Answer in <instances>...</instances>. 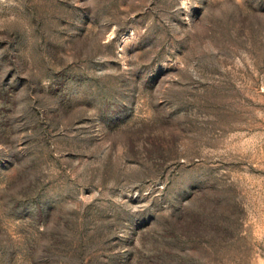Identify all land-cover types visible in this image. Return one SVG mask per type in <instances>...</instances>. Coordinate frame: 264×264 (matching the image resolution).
Wrapping results in <instances>:
<instances>
[{
    "label": "rangeland",
    "instance_id": "374dc122",
    "mask_svg": "<svg viewBox=\"0 0 264 264\" xmlns=\"http://www.w3.org/2000/svg\"><path fill=\"white\" fill-rule=\"evenodd\" d=\"M0 264H264V0H0Z\"/></svg>",
    "mask_w": 264,
    "mask_h": 264
}]
</instances>
